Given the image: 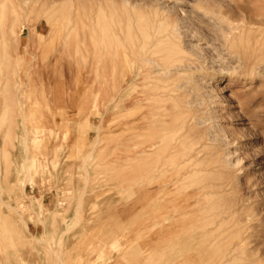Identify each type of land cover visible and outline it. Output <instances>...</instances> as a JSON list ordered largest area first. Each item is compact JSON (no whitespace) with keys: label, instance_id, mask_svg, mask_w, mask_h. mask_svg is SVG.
Masks as SVG:
<instances>
[{"label":"rangeland","instance_id":"rangeland-1","mask_svg":"<svg viewBox=\"0 0 264 264\" xmlns=\"http://www.w3.org/2000/svg\"><path fill=\"white\" fill-rule=\"evenodd\" d=\"M151 263L264 264V0H3L0 264Z\"/></svg>","mask_w":264,"mask_h":264},{"label":"bare ground","instance_id":"bare-ground-1","mask_svg":"<svg viewBox=\"0 0 264 264\" xmlns=\"http://www.w3.org/2000/svg\"><path fill=\"white\" fill-rule=\"evenodd\" d=\"M2 5H3V0H0V6H2ZM129 112H130L129 114H130L131 118H134L136 116V120L132 121L131 125L135 126L136 124L140 123V124L143 125L144 128L146 127V129H147V125L149 123H151L150 121L152 119H154L155 117L161 116L160 114L152 115L150 113V111L147 112V108L146 107H144V106L143 107H140V106L138 107V106L135 105V103H133L131 105V109H130ZM137 116H139V117H137ZM132 132H135V129H132ZM136 146H137L136 145V141H135V139L133 137L130 140V149L134 150L136 148ZM161 149L162 148L160 147L159 143H148V142L146 143L145 147L143 148L142 155H141L142 156L141 160H142V163L146 167L147 170L143 173L142 180L148 187L153 185L156 182H159L161 177L165 173L163 170L157 171V172H153L150 169L148 170V167H150L151 164H152V156L158 154L159 152H161ZM194 159H195L194 156L189 158L185 162V164L192 163L194 161ZM151 191L152 190H150L149 188L146 191L145 206H144V210H143L144 215L146 217H150V218L153 217V216L154 217H160V218H166L168 216V214L170 213V211H174L173 207H171L168 204H164L161 200H158V201H155L154 203H152V201H153V199H152L153 198V193ZM180 224H181V222H180ZM182 225L184 227L185 224H182ZM160 226H161V224H160Z\"/></svg>","mask_w":264,"mask_h":264}]
</instances>
